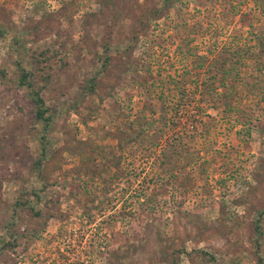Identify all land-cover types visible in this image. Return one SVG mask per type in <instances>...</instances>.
<instances>
[{"label":"rangeland","instance_id":"374dc122","mask_svg":"<svg viewBox=\"0 0 264 264\" xmlns=\"http://www.w3.org/2000/svg\"><path fill=\"white\" fill-rule=\"evenodd\" d=\"M172 256L264 264V0H0V264Z\"/></svg>","mask_w":264,"mask_h":264},{"label":"trees","instance_id":"16d2710c","mask_svg":"<svg viewBox=\"0 0 264 264\" xmlns=\"http://www.w3.org/2000/svg\"><path fill=\"white\" fill-rule=\"evenodd\" d=\"M171 1L172 0H165V6H169ZM107 63H108V60H106L105 65ZM21 86L27 87L30 90V93L32 95V101L35 104V108H36V112H35L36 120L38 122H47L48 123V121H50L49 117L46 116L48 110L46 108L45 101H44L43 97L41 96L40 91L37 90V88H36V86H37L36 79L30 73L24 72V74L22 75V78H21ZM92 90H93V86H88L85 89V91H92ZM176 253L179 255L182 252L178 251ZM173 256H175V255H173ZM173 256L167 258V261L169 264H171L169 260L171 258L173 259Z\"/></svg>","mask_w":264,"mask_h":264}]
</instances>
